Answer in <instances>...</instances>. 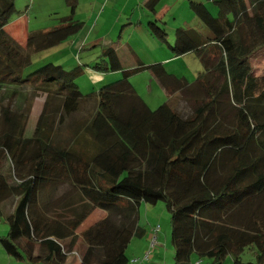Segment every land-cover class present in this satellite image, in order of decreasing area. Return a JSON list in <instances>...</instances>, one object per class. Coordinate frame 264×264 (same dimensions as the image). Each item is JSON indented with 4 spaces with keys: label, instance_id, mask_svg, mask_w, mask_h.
Returning <instances> with one entry per match:
<instances>
[{
    "label": "trees",
    "instance_id": "16d2710c",
    "mask_svg": "<svg viewBox=\"0 0 264 264\" xmlns=\"http://www.w3.org/2000/svg\"><path fill=\"white\" fill-rule=\"evenodd\" d=\"M77 1L64 0L69 14L50 30L28 34L23 45L5 21L13 0H0V217L9 226L0 239L4 252L24 264H65L70 252L80 264H127L130 240L146 234L138 225L140 203L162 202L172 264H192V255L212 264L229 256L243 264L239 256L251 246L256 263L264 264V75H253L249 64L264 47V0H208L215 17L204 3L190 1L205 31L177 28L172 45L166 30L147 20V31L168 44L170 59L196 54L203 71L194 81L161 62L144 63L128 46L117 53L118 43L107 44L90 68L120 77L88 93L75 83L86 64L46 63L23 75L31 54L81 30ZM159 2L144 6L154 15ZM144 70L167 96L155 109L129 82ZM26 88L61 100V112L73 118L63 140L44 111L28 132ZM95 209L106 217L75 234Z\"/></svg>",
    "mask_w": 264,
    "mask_h": 264
},
{
    "label": "rangeland",
    "instance_id": "374dc122",
    "mask_svg": "<svg viewBox=\"0 0 264 264\" xmlns=\"http://www.w3.org/2000/svg\"><path fill=\"white\" fill-rule=\"evenodd\" d=\"M142 1L121 0L115 5H106L102 0H78L74 18L84 22V28H92L97 20L96 29L92 32L90 40L101 37L103 41L100 44L107 42V44L118 43V46H128L134 50L140 59L143 58L149 62H161L168 72L177 77H184L188 82L194 81L197 74L203 71L202 64L196 54L188 53L169 59L171 53L168 44L150 34L146 30L145 24L149 18H154L158 25L166 30L168 42L172 45L173 33L177 28H192L201 32L205 31L190 10V1L204 3L207 10L214 17L217 16L216 8L208 0H160L156 7V13L152 15L144 7L142 9ZM10 11L11 15L9 18L6 17L5 21L12 27H19L18 32L20 35L18 36L21 39H24L30 33L50 30L58 25L60 18L69 14V9L64 0H13ZM63 45L31 54L30 65L25 69L23 75H27L30 71L46 63L71 65V63H68L71 61L69 55L62 52L60 48ZM92 51L94 49L81 51L79 59L81 64L91 63L87 54ZM93 54L97 55L96 52ZM249 64L253 75H264V47L250 56ZM87 66L84 65L83 75L75 81L83 93L97 91L102 86L99 83L101 79L107 78L106 82H108L111 80L108 78H112V75H116V79L120 77L119 73L91 75L93 72L89 71ZM97 76L99 77L97 78ZM129 82L134 86L138 96L152 109H155L167 100L166 94L158 83L151 78L149 71H141L131 75ZM24 94L25 100L22 106L28 110L29 118L26 125L28 132L34 127L35 120L41 111H44L49 116V120L54 121L52 127L60 130L59 134L61 136L59 138L63 140L67 136V128L73 123V118L61 112V100L54 95L36 92L31 88H26ZM86 109L87 107L81 109L80 116L85 113ZM7 172L6 174L9 175V171ZM63 190L61 189L60 191ZM10 210V203L7 202L6 211ZM138 225L145 231L153 226L151 237L156 238L157 233L155 232L159 231L158 241L160 244L163 243V248L167 247V251H164L167 254L165 264H171L173 250L170 244V219L164 204L162 202H158L156 205L140 203L138 208ZM8 230V224L3 217H0V239L6 236ZM146 237L145 234L141 238H132L130 240L125 252L128 258L127 264L146 263L147 261H144L143 257L148 252V258H150L152 249L150 247V240H146ZM156 252L154 251V253ZM202 261L205 264H212L208 259H203ZM239 261L243 264H257L255 260V248L252 246L246 248L239 256ZM0 264L24 263L7 255L0 244ZM222 264H233V261L227 256L224 258Z\"/></svg>",
    "mask_w": 264,
    "mask_h": 264
},
{
    "label": "crops",
    "instance_id": "0c3cea01",
    "mask_svg": "<svg viewBox=\"0 0 264 264\" xmlns=\"http://www.w3.org/2000/svg\"><path fill=\"white\" fill-rule=\"evenodd\" d=\"M96 1V0H94ZM103 3H105L106 5L108 4H117L119 3L121 0H102ZM147 0H143L141 2V5H142V9L143 7L145 8L144 6V3L146 2ZM105 5V6H106ZM146 9V8H145ZM122 15V14H121ZM120 18V17H119ZM78 20V19H77ZM80 21V20H79ZM96 26H97V20L96 22L94 23L93 27L92 28H88V27H85L84 28V22H83V27L81 28V30L74 36H72L71 38H69L68 40L64 41L62 44H64L63 46H61V50L62 52H65L67 53V55H69V59L71 60L70 62L68 63H71V65H63V64H60L61 66L65 67V68H71L73 66H76L78 64H80V53L81 51L83 52L84 50H91V49H94V51L90 52L88 55L89 57V62H91L90 64H86L88 65V69L89 71H92L93 73H91V75H101L100 72H95L93 70H91L90 66L92 64V61L98 56L99 54V51H100V45H103V44H107V42H103L102 44L101 41H103V38H96V39H93V40H90V36L92 34V32L96 29ZM7 28L8 30L10 31V34L16 38L21 44L24 45V42H25V38L24 39H21L18 35L19 32H18V28L17 26H14L12 27L10 24H7ZM11 28V29H10ZM145 28H146V24H145ZM147 30V29H146ZM62 44H59L58 46L62 45ZM123 46H118V48L116 49L117 53H119V48H121ZM124 47H127V46H124ZM133 50V49H132ZM134 51V50H133ZM97 53V55L95 56V54L93 53ZM135 53V52H134ZM136 54V53H135ZM137 55V54H136ZM95 56V57H94ZM94 57V58H93ZM139 57V56H138ZM93 58V59H92ZM170 59V58H169ZM92 60V61H91ZM141 60L146 63V64H150V63H154V62H149V61H146L144 60L143 58H141ZM69 61V60H67ZM161 61H165V60H161ZM144 71H148V70H144ZM150 72V71H149ZM109 74V73H107ZM151 74V73H150ZM99 76H97L98 78ZM116 75H112V78H108V79H111L114 80L116 79ZM151 78L152 75H151ZM154 79V78H153ZM106 79H101L100 80V85H102L103 83H106ZM132 84V83H131ZM159 85V84H158ZM133 86V85H132ZM160 86V85H159ZM161 87V86H160ZM134 88V86H133ZM162 89V87H161ZM135 90V88H134ZM163 90V89H162ZM164 91V90H163ZM136 92V90H135ZM137 93V92H136ZM165 93V92H164ZM7 163L4 164L3 166V171H7ZM57 195H59V191L56 192ZM106 217V212L103 211V210H100V209H95L93 210L89 216L80 224V226L76 229L75 231V234H79L85 230H87L88 228H90L92 225H94V223H97L101 220H103L104 218ZM91 225V226H90ZM155 227V226H154ZM152 229H153V226L150 227L147 231H146V240L149 239L150 240V237H151V232H152ZM160 230V229H159ZM159 232V231H158ZM158 232H157V237L155 239V244L153 246H151V249H152V253H151V256L150 258H147V259H144L143 257V260L144 261H147L146 263L144 264H165L166 260H167V254L164 253V251L166 250L167 251V247L166 248H163V243L160 244L159 243V238H158ZM148 240V241H149ZM166 246V245H165ZM162 247V248H161ZM162 249V250H161ZM161 250V251H160ZM154 251H157L156 253H154ZM195 255H192L191 256V262L192 264H205L203 263V259H199L197 258V256L193 257ZM65 264H80V260L78 258V255L76 254V252H70L67 254L66 256V260H65ZM172 264V262H171Z\"/></svg>",
    "mask_w": 264,
    "mask_h": 264
},
{
    "label": "built area",
    "instance_id": "2783aa9c",
    "mask_svg": "<svg viewBox=\"0 0 264 264\" xmlns=\"http://www.w3.org/2000/svg\"><path fill=\"white\" fill-rule=\"evenodd\" d=\"M155 239H156L155 237H152L151 238V240H150V247L155 244ZM148 255H149V252L144 255V259H147L148 258Z\"/></svg>",
    "mask_w": 264,
    "mask_h": 264
}]
</instances>
